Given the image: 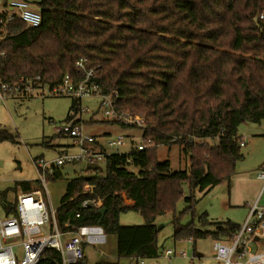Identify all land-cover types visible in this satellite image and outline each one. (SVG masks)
Segmentation results:
<instances>
[{"label":"trees","instance_id":"obj_1","mask_svg":"<svg viewBox=\"0 0 264 264\" xmlns=\"http://www.w3.org/2000/svg\"><path fill=\"white\" fill-rule=\"evenodd\" d=\"M56 4L74 7L76 14L50 26L43 13ZM37 5L43 10L39 26L16 18L0 26L6 33L0 39V77L39 75L53 85L65 75L78 76L76 62L85 58L88 66L99 65L93 77L99 92H116L115 109L144 118L141 138L149 141L128 153L101 149L103 170L84 166L70 177L54 213L58 229L98 226L116 236L118 257L137 259L161 254L155 220L164 213L172 214L173 240L230 239L239 227L230 220L206 231L180 218L193 212L195 190L234 173L242 158L238 125L264 119V17H258L264 0H41ZM79 110L80 99L71 98L68 119ZM1 141L15 139L0 130ZM162 144H177L189 158L188 170H171L168 160H159L156 148ZM61 177L60 169L45 173L48 180ZM84 183L93 185V194L81 193ZM184 186L185 206L176 212ZM40 187L38 179L16 180L0 191V204L5 207L9 192ZM89 196L100 199L99 207L80 206ZM126 211L143 222L121 224L119 215ZM199 221L207 223L205 212ZM60 260L58 251L47 248L38 264Z\"/></svg>","mask_w":264,"mask_h":264},{"label":"rangeland","instance_id":"obj_2","mask_svg":"<svg viewBox=\"0 0 264 264\" xmlns=\"http://www.w3.org/2000/svg\"><path fill=\"white\" fill-rule=\"evenodd\" d=\"M30 9L41 12L37 2L41 0H27ZM76 14L74 7H61L56 4L54 11L43 13L44 22L53 26L56 22L60 25ZM32 91L26 97L10 98L4 108L6 120L0 122V130L11 134L15 142H0V170L4 169L3 175L13 177L20 169L31 170L33 157L42 156L45 161L56 158L63 152H74L72 140L68 136L57 134V128L67 121H78L83 133L92 135L95 144L92 145L96 151L100 148L107 154L128 153L134 145L142 143V130L136 127L122 126L119 123L108 121L99 108V98L96 96L82 97L80 108L72 118L68 119L71 98L68 96H45L43 98ZM83 109V110H82ZM244 145L240 146L242 158L235 164L234 173L225 180L209 189L203 191L195 190L194 196L197 202L193 212L186 213L180 218V223L185 224L193 221L195 226L201 230L213 231L216 223L230 220L242 225L248 212L249 206L253 204L259 194L262 181L256 177L258 171L264 168V119L260 122H243L237 127ZM116 135L123 136V144L109 146L107 141ZM215 139L209 140L213 142ZM156 155L159 160H168L171 170H188L189 158L181 152L177 144L158 145ZM97 166L103 170V157ZM84 167L83 163L66 164L60 170L62 177L52 181L45 179L44 186L41 185L44 197L48 205V212H55L59 201L64 193L68 179L74 176ZM2 179V178H1ZM1 187L8 183L9 179H2ZM13 192L8 193V199L14 200ZM187 194L186 186L183 194L175 204L176 212L184 206L182 197ZM259 205L264 204V193L261 195ZM206 213V224H201L199 216ZM172 214L164 213L155 220L158 228L157 244L161 250L165 248H176L185 251L186 256H173L166 259L160 255L156 258L143 259L144 264H220L213 255L214 238L206 235L197 238L194 243L189 239L173 240L172 238ZM120 221H128L136 225L143 222L142 217L134 211H126L120 215ZM69 234L62 235V241ZM223 242L227 240L223 239ZM100 249V248H98ZM195 251V252H193ZM128 264V263H127Z\"/></svg>","mask_w":264,"mask_h":264},{"label":"built area","instance_id":"obj_3","mask_svg":"<svg viewBox=\"0 0 264 264\" xmlns=\"http://www.w3.org/2000/svg\"><path fill=\"white\" fill-rule=\"evenodd\" d=\"M258 17L262 19L264 12ZM19 19L28 27H37L41 23L38 11L30 9L27 0H0V26L12 19ZM5 31L0 29V39L5 36ZM76 66L81 73L75 78L65 75L62 80L53 85L45 84L39 75L33 78L20 76L15 81H4L0 77V104L10 98L26 97L32 91L43 98L45 96H68L74 99L96 96L99 98V108L108 121H116L136 128L144 126V118L130 115L116 110L114 99L116 92L101 94L96 83L93 82L96 69L99 65L88 66L85 58H80ZM81 110V108H80ZM83 110V109H82ZM57 134L68 136L72 140L74 152H63L50 161H45L42 156L32 158L38 172V180L46 190L45 173L51 174L55 169H60L66 164L83 163L97 165L104 156L101 151H96L92 145L95 139L92 135L83 133L79 125L67 121L57 128ZM109 146L123 144V136L116 135L107 141ZM149 144L138 143L134 149L142 150ZM240 145H244L241 141ZM256 177L262 181L259 194L243 224L233 236L216 239L213 242V255L220 264H264V204L259 205L261 195L264 193V168L257 172ZM81 193L93 194V185L82 184ZM100 199L90 197L82 200L81 207H99ZM55 212H48V205L41 188H34L26 192L14 194V200L7 199L5 207L0 204V264H38L47 248H54L60 254L58 264H77L84 257L83 242L80 236L81 228L74 232H61L56 224ZM78 216V213L76 214ZM67 225V224H65ZM69 237L62 241V235ZM162 256L170 259L173 256H186L182 249L165 248ZM140 260V259H139ZM142 262V260H140Z\"/></svg>","mask_w":264,"mask_h":264},{"label":"crops","instance_id":"obj_4","mask_svg":"<svg viewBox=\"0 0 264 264\" xmlns=\"http://www.w3.org/2000/svg\"><path fill=\"white\" fill-rule=\"evenodd\" d=\"M5 105L6 103L0 104V122H3L7 118L6 112L4 110V108L6 107ZM20 167L21 165L17 166L18 172H16V174L13 177H6L7 179H9L8 183H6L2 187L0 184V191L4 190L7 187L12 186L13 182L16 180H36L38 179V172L32 161H31L30 171L29 170L27 171L25 168L20 169ZM3 172H4V169H1L0 170V182H2L1 181L2 179H6L5 175H3ZM17 192H21V191L17 190L15 193ZM125 202L127 204H130L129 200H125ZM120 215H119V222L121 224H129L128 221H123L122 223L120 221ZM80 236L83 242L82 244H83V249H84V257L81 261L82 264H127V263L128 264H144L145 263L143 259H140L142 260V262H140V260L137 258L118 257L117 250H116V236L114 234H104L101 228L98 226L82 227ZM224 238L225 237H223V239Z\"/></svg>","mask_w":264,"mask_h":264},{"label":"water","instance_id":"obj_5","mask_svg":"<svg viewBox=\"0 0 264 264\" xmlns=\"http://www.w3.org/2000/svg\"><path fill=\"white\" fill-rule=\"evenodd\" d=\"M95 167H97V165H93V164H89V163L86 164V168H95ZM99 212L102 214L104 212V209L103 208L100 209Z\"/></svg>","mask_w":264,"mask_h":264}]
</instances>
